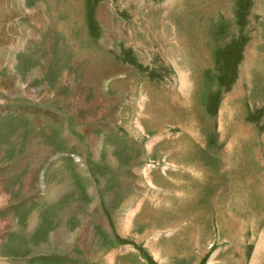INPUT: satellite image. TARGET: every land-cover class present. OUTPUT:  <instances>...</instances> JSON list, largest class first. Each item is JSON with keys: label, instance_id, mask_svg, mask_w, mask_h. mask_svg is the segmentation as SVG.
Wrapping results in <instances>:
<instances>
[{"label": "rangeland", "instance_id": "374dc122", "mask_svg": "<svg viewBox=\"0 0 264 264\" xmlns=\"http://www.w3.org/2000/svg\"><path fill=\"white\" fill-rule=\"evenodd\" d=\"M0 264H264V0H0Z\"/></svg>", "mask_w": 264, "mask_h": 264}]
</instances>
